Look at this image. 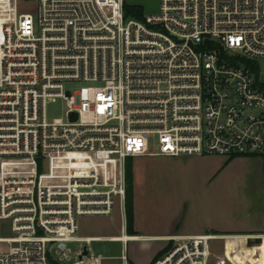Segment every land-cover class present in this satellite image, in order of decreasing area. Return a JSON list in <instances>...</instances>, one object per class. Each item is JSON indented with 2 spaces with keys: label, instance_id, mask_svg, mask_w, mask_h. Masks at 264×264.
<instances>
[{
  "label": "built area",
  "instance_id": "built-area-1",
  "mask_svg": "<svg viewBox=\"0 0 264 264\" xmlns=\"http://www.w3.org/2000/svg\"><path fill=\"white\" fill-rule=\"evenodd\" d=\"M19 1L0 0V264H103L78 220L125 204L129 158L264 159V0H160L143 20L129 0ZM220 239L175 238L153 264H209Z\"/></svg>",
  "mask_w": 264,
  "mask_h": 264
},
{
  "label": "rangeland",
  "instance_id": "rangeland-1",
  "mask_svg": "<svg viewBox=\"0 0 264 264\" xmlns=\"http://www.w3.org/2000/svg\"><path fill=\"white\" fill-rule=\"evenodd\" d=\"M129 3L140 5L146 14H158L160 10V0H129ZM19 12L31 13L36 17L37 2L20 0ZM87 85L93 84L72 81L66 82L64 88L75 92ZM66 108L63 99L50 102L46 108L48 121L65 120ZM155 146L156 139L151 138L150 148L154 149ZM129 160L134 167L137 184L136 201L139 212L137 223L141 233L176 229L186 219H188L186 225L192 226L199 216L207 214L225 222L226 219L219 215L220 212L237 216L245 209L250 210L264 203V162L255 158L229 160L231 162L228 161L227 165L224 157L183 156L172 159L143 157ZM78 221L81 228L80 235L91 234L97 227H102L104 231L114 228V234H121L120 215L82 217ZM12 236L11 222L0 221V238ZM260 236L264 234L248 241L247 245L249 247L260 245L264 241ZM76 246L71 247L75 249ZM154 246L157 247L158 243L130 242L124 245L121 242L108 240L91 243L93 252L106 258L103 264H124L121 259L122 254L127 260L128 257H134L136 264H145L153 253ZM171 246L172 244H169L159 257ZM227 248V239L213 242L209 264H239L241 252H235L233 248L228 251ZM7 250L8 245L0 243V252ZM128 263L131 264L130 260Z\"/></svg>",
  "mask_w": 264,
  "mask_h": 264
},
{
  "label": "crops",
  "instance_id": "crops-1",
  "mask_svg": "<svg viewBox=\"0 0 264 264\" xmlns=\"http://www.w3.org/2000/svg\"><path fill=\"white\" fill-rule=\"evenodd\" d=\"M161 157V156H156ZM143 158V157H137ZM167 159H172L171 157H165ZM178 158V157H176ZM201 158V157H199ZM211 158V157H209ZM135 159V158H129ZM128 159V160H129ZM242 159V158H237ZM258 159V158H255ZM236 159H233L234 161ZM264 162V159H258ZM229 160L226 159L225 165H227ZM231 162V161H230ZM134 170V167H133ZM136 179L134 172V233H130L127 227L126 220V202L122 205L119 201H116L113 214L115 216L120 215L121 217V234H114V228H109L104 231L102 227L94 228V231L91 234H79L82 238H91L94 241H112V242H121L124 245L132 243H158V246H154L153 253L147 259L145 264H153L154 261L158 259L162 251L170 244H173V240L178 237H190L198 235L213 234L219 236L220 238L228 240V251H231L233 248L234 251L241 252L239 264H264V241L254 247H249L247 242L253 240L250 236H258L264 234V203L263 205L252 207L250 210L245 209L241 214L236 215H227L226 213L220 212L222 218L225 222L216 220L217 218H212L210 214L206 216L201 215L197 220L192 224V226H187L188 219L183 221L182 225H179L176 229H170L168 231L152 232V233H141L139 225L137 223L139 218V212L137 208V188H136ZM139 187V186H137ZM127 199V198H126ZM118 208V209H117ZM112 214V215H113ZM218 214V213H217ZM98 217H111V216H98ZM214 217V216H213ZM84 218V217H83ZM219 219V218H218ZM81 228H79V231ZM126 236V239L124 238ZM237 237V238H232ZM122 240H127L126 243ZM260 239H264V236H260ZM222 240V239H220ZM93 241V242H94ZM123 254L121 255L122 259ZM106 260V259H105ZM123 260V259H122ZM131 264H136L134 257L130 258ZM232 260L235 259L232 257ZM236 262V261H235Z\"/></svg>",
  "mask_w": 264,
  "mask_h": 264
},
{
  "label": "trees",
  "instance_id": "trees-1",
  "mask_svg": "<svg viewBox=\"0 0 264 264\" xmlns=\"http://www.w3.org/2000/svg\"><path fill=\"white\" fill-rule=\"evenodd\" d=\"M124 12L126 19H144V9L137 4H131L129 2L125 3ZM230 162V161H229ZM133 183H134V170L132 163H127V199H126V214H127V227L130 233H134V192H133Z\"/></svg>",
  "mask_w": 264,
  "mask_h": 264
},
{
  "label": "water",
  "instance_id": "water-1",
  "mask_svg": "<svg viewBox=\"0 0 264 264\" xmlns=\"http://www.w3.org/2000/svg\"><path fill=\"white\" fill-rule=\"evenodd\" d=\"M84 254H85V255L87 254V248H85V252H84Z\"/></svg>",
  "mask_w": 264,
  "mask_h": 264
},
{
  "label": "bare ground",
  "instance_id": "bare-ground-1",
  "mask_svg": "<svg viewBox=\"0 0 264 264\" xmlns=\"http://www.w3.org/2000/svg\"><path fill=\"white\" fill-rule=\"evenodd\" d=\"M124 238L126 239V236Z\"/></svg>",
  "mask_w": 264,
  "mask_h": 264
}]
</instances>
